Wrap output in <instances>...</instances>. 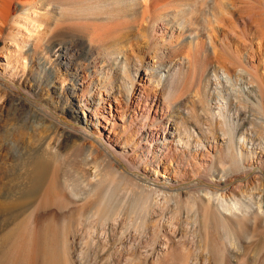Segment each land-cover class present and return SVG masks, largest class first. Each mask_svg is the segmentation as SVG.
<instances>
[{
	"label": "bare ground",
	"instance_id": "obj_1",
	"mask_svg": "<svg viewBox=\"0 0 264 264\" xmlns=\"http://www.w3.org/2000/svg\"><path fill=\"white\" fill-rule=\"evenodd\" d=\"M260 1L242 0L237 10L218 0H0L6 67L13 55L16 63L45 60L41 53L60 43L90 57L99 50L112 71L101 81L82 77L71 113L92 134L70 131L78 144L68 143L66 154L51 138L39 148L25 143V153L6 144L3 211L12 219L0 223V258L11 237V257L21 252L19 221L53 173L70 207L27 219L49 264L62 256L67 264H264ZM189 67L208 72L204 125L192 101L174 100ZM85 220L89 228L77 234ZM55 240L58 248L49 246Z\"/></svg>",
	"mask_w": 264,
	"mask_h": 264
},
{
	"label": "rangeland",
	"instance_id": "obj_2",
	"mask_svg": "<svg viewBox=\"0 0 264 264\" xmlns=\"http://www.w3.org/2000/svg\"><path fill=\"white\" fill-rule=\"evenodd\" d=\"M221 1H225L232 7H236V9L238 8L237 10L243 6L241 3L242 0H218V4L222 5ZM260 2L261 9L264 11V0ZM96 3L102 8H105L102 3ZM200 6L204 8L205 3H201ZM99 10L102 11L101 9ZM246 15L247 14H244V16ZM90 16L91 14L85 13L83 17L89 19ZM61 20L62 24L65 25L66 22H64L63 17H61ZM70 23L76 25V21ZM8 33L9 30H7L6 34L1 39L0 54L3 51L5 41L7 43L6 38ZM26 37H28L27 34L23 36V38ZM252 40V46L254 47V44H257V39L254 40L253 38L251 41ZM139 44L140 49L144 47V42H140ZM98 52L99 50H93V55L90 57L87 52L56 43L50 46L48 50L41 53L45 60L41 58L33 61L26 60L25 62L22 61V59H18L16 63L15 55H13L11 56L13 60H11L10 65L6 67L4 59L0 58V223H6L10 218L12 219L10 215H5V211H3L9 194V187L7 185L9 179L6 177V169L3 165L6 144L11 145L12 142L16 144L19 143L20 151L25 153V143L39 148L44 141L51 138L53 144L60 140L58 147L59 152L61 154H66L68 152V143L73 146L78 144L77 136L73 135L72 140H69L67 137L73 130L77 133L83 131L88 135L92 134V129H87L82 119L76 120L73 118L71 105L74 102V97L81 95V93L76 91L78 87H80L82 77H85L84 75L93 76L92 79L97 81H101L106 77V71L109 70H106V68L102 66L97 56ZM202 60V57L197 58L195 62L197 66ZM94 62L98 64V69L102 70L99 77L92 73L96 70ZM148 62L149 61L146 60V63ZM88 65H90L89 68ZM193 70L194 68L189 67L182 71L178 82L174 88H172L174 100L177 103L185 104L192 101L194 113L196 115L195 119L204 125L202 107L208 108L209 104L208 97H206L205 94L207 90L204 86L207 84L206 77L208 72L204 76L198 69L195 74ZM109 72L111 73L112 71ZM140 74H143L142 70L139 72V77ZM132 75L136 76V71L133 70ZM113 76H115L114 71ZM261 76L264 77L263 67H261ZM144 83L145 82L142 81V84ZM82 117L81 115V118ZM57 122L61 125H57ZM208 127L210 126L207 125V128ZM220 139L223 140V137L219 136V141ZM248 148L251 147L248 146ZM91 172L94 174V170ZM160 175L161 179L164 180V178H162L163 173ZM54 176L55 175L51 173L47 185L40 191L39 198L34 201L35 203L31 206L29 211L24 213L19 221L22 230V239L19 245L21 252L15 259L12 258L11 246L13 244V239L12 237L7 239L8 248L5 251V255L0 258V264H21V261L24 262V260L28 259L29 255L32 256L33 264H49L44 254L38 252V242L33 240V238H35L34 236H37L38 231L35 229L34 225L30 226L27 224V219L30 217L31 213L37 215L42 214L46 209H66L67 205L70 207L69 199L64 195L62 187L57 185ZM81 204L85 206L83 202H79V206H81ZM4 220L6 222H4ZM88 228L89 222L86 220L84 223L77 224V234H80L82 231L85 232ZM53 229L55 231L58 230L56 227ZM30 237L32 240L29 241L28 239ZM49 246L58 248L57 241L50 242ZM261 247L262 250H264V239L261 240ZM179 251L182 250L179 249ZM184 252L185 251L178 252L179 257L185 256L186 258ZM164 253H166V251ZM151 263H154V259H152ZM59 264H67L64 256L61 257Z\"/></svg>",
	"mask_w": 264,
	"mask_h": 264
}]
</instances>
